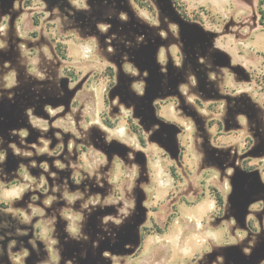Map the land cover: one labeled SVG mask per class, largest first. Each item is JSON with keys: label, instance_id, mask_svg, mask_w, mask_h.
<instances>
[{"label": "rangeland", "instance_id": "rangeland-1", "mask_svg": "<svg viewBox=\"0 0 264 264\" xmlns=\"http://www.w3.org/2000/svg\"><path fill=\"white\" fill-rule=\"evenodd\" d=\"M259 1L0 0V264H264Z\"/></svg>", "mask_w": 264, "mask_h": 264}, {"label": "flooded vegetation", "instance_id": "flooded-vegetation-1", "mask_svg": "<svg viewBox=\"0 0 264 264\" xmlns=\"http://www.w3.org/2000/svg\"><path fill=\"white\" fill-rule=\"evenodd\" d=\"M150 8H151V11H152V13L155 11V9H153L151 6H150ZM173 8H174V10H176V12L179 14V12H178V10H177V8L175 7V4H174V2H173ZM180 15V14H179ZM181 18L182 19H184L182 16H181ZM172 19V18H171ZM170 19V20H171ZM104 20V19H103ZM185 20V19H184ZM102 21V20H101ZM144 28H145V31H144V33L142 34V36L140 37V39L138 40V39H136V38H133V37H126V39H128V40H134V42L136 43V44H141L142 43V38H143V42H148L149 40V44H153L154 46L157 44V42L158 41H155L154 42V40H157V38H159L158 37V32H159V29H157V27L156 26H151V25H147V24H145L144 26H143ZM160 28H164V26H161ZM112 31H113V29L111 28L110 30H109V32H108V34H106V35H103V37H104V39H106V37H110V35H111V33H112ZM146 36V37H145ZM113 40V39H112ZM111 40V42H112V44L113 45H115V41H112ZM159 41H160V43L161 44H168V43H170L171 42V39L169 38L167 41L164 39H162V38H160L159 39ZM172 43V42H171ZM111 45V44H110ZM145 50V49H144ZM183 51H184V54H187V51L185 50V49H183ZM159 55V54H158ZM198 65H200L199 63H197ZM193 65V61L191 60V58H190V56H187V57H185V58H183L182 57V53H181V65H179V66H175L173 63H172V61H168V58H167V61H166V63H165V65H163V67H164V69L163 68H161V72H164V74H162V76H165V77H168V75H170L171 74V82L172 83H168V82H166L164 85H162V88H161V90L159 91V93H158V96L160 97V98H162V99H167V97L169 96V95H171V94H175V96H178V89H177V84L178 83H182V85H185V86H187V87H190V86H188V84H191L190 83V81L191 80H193V77H192V75H193V73H194V66H192ZM202 66V67H201ZM203 68H204V70H205V78L206 79H208L207 77H208V75L211 73V72H214V69H209L208 68V65H206V63L204 64H202V65H200L199 66V69H202L203 70ZM203 70V71H204ZM209 73V74H208ZM175 75V77L173 78V76ZM204 74V73H203ZM199 76H200V73L198 74ZM208 81H209V79H208ZM112 86H114V85H112ZM189 90H191V89H189ZM201 92H202V94H203V96H205V91H206V89L205 88H202V90H200ZM190 92V91H189ZM165 100H161V101H165ZM159 103H161L160 101H159ZM30 107H31V105H30ZM257 113V118H256V120L258 121V123L263 127V123H262V121L261 120H263L262 118H261V120L258 118V112H256ZM134 128V131L135 132H137L139 135V140H140V143L143 145V146H145L146 145V133H145V131H144V129L143 128H141V127H138V126H135V127H133ZM137 128V129H136ZM255 136L257 137V139L258 140H260V141H263V133L262 132H260V133H255ZM94 184H95V182L94 181H85L84 183H83V185L81 186L82 187V189L83 190H85V189H87V187L86 186H89L90 188H89V190H90V192H92L93 191V186H94ZM89 194H91V193H89ZM89 198V197H88ZM223 198V197H222ZM219 205V204H218ZM225 201H224V198H223V204L222 205H219V207H220V210H222V212H224L225 211ZM148 227H143L142 229L143 230H145V229H147Z\"/></svg>", "mask_w": 264, "mask_h": 264}, {"label": "trees", "instance_id": "trees-1", "mask_svg": "<svg viewBox=\"0 0 264 264\" xmlns=\"http://www.w3.org/2000/svg\"><path fill=\"white\" fill-rule=\"evenodd\" d=\"M174 4H175V7L177 8L180 16H182L186 21H189V22H192V19L182 10V7L180 5V3L178 2V0H173ZM259 14H260V24L261 25H264V0H260L259 1ZM217 201H218V204L219 205H222L223 204V198L221 195H218L217 196ZM7 206L4 205L1 201H0V209H4L6 208ZM147 231V229H145ZM159 232H163L162 229H158ZM145 240V236H144V233L141 237V241H144Z\"/></svg>", "mask_w": 264, "mask_h": 264}]
</instances>
